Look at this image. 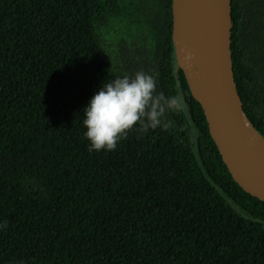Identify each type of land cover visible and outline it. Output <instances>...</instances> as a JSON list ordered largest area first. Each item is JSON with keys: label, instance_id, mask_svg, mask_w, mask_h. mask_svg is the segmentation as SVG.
I'll list each match as a JSON object with an SVG mask.
<instances>
[{"label": "trees", "instance_id": "trees-1", "mask_svg": "<svg viewBox=\"0 0 264 264\" xmlns=\"http://www.w3.org/2000/svg\"><path fill=\"white\" fill-rule=\"evenodd\" d=\"M172 26V0H0V264H264V201L224 163ZM231 50L264 136V0H232ZM140 70L187 111L90 153L83 107Z\"/></svg>", "mask_w": 264, "mask_h": 264}, {"label": "water", "instance_id": "water-1", "mask_svg": "<svg viewBox=\"0 0 264 264\" xmlns=\"http://www.w3.org/2000/svg\"><path fill=\"white\" fill-rule=\"evenodd\" d=\"M175 57L234 180L264 201V136L244 111L231 50L232 0H172ZM186 40L195 55L188 57Z\"/></svg>", "mask_w": 264, "mask_h": 264}, {"label": "clouds", "instance_id": "clouds-1", "mask_svg": "<svg viewBox=\"0 0 264 264\" xmlns=\"http://www.w3.org/2000/svg\"><path fill=\"white\" fill-rule=\"evenodd\" d=\"M186 111L183 93L179 89L171 95L158 91L155 74L143 70L121 73L102 83L83 107V138L90 153L110 152L130 132L172 130L174 123L169 117Z\"/></svg>", "mask_w": 264, "mask_h": 264}, {"label": "bare ground", "instance_id": "bare-ground-1", "mask_svg": "<svg viewBox=\"0 0 264 264\" xmlns=\"http://www.w3.org/2000/svg\"><path fill=\"white\" fill-rule=\"evenodd\" d=\"M186 53H187V56L188 57H192L193 55H195V48H194V45L192 43V41L190 40H186Z\"/></svg>", "mask_w": 264, "mask_h": 264}]
</instances>
